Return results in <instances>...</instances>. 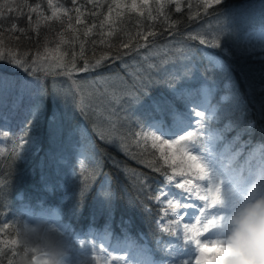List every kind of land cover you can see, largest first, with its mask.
Segmentation results:
<instances>
[{
  "label": "trees",
  "instance_id": "16d2710c",
  "mask_svg": "<svg viewBox=\"0 0 264 264\" xmlns=\"http://www.w3.org/2000/svg\"><path fill=\"white\" fill-rule=\"evenodd\" d=\"M96 2L104 7L95 9L98 15L89 16L86 22L99 25L107 16V32L115 20L116 34L111 42L116 47L109 51L99 43L98 35H92L90 39L96 43L85 45V58L93 64L105 52L108 58L99 67L80 71L84 59L79 56V41L60 43L59 34L69 40L71 30L55 19H44L51 17L53 10L62 13L72 9L71 0H52V8L48 0H0L24 13L18 16L6 12L0 25V55L5 57L0 59V81L9 86L0 90V240H20L25 220L21 205L48 208L60 198L57 169L72 161L71 143L79 137L75 134H80L96 154V162L88 163L69 183L68 198L59 205L69 232L85 233L88 227L100 232L109 225L114 236L121 231L137 241L145 239L153 260L161 262L167 257L165 240L171 234L162 231L167 222L158 226L163 206L155 197L158 187L169 183L167 176L173 171L160 151L151 148V140L147 145L131 143L132 133L149 131L151 109L158 101L172 104L175 110L185 106L171 89L191 75H204L214 81L216 96L228 95L215 115V123L223 125L216 151L226 145L225 156L234 162L256 160L264 151V42L251 38L247 31L264 24V0H221L210 8L205 7V0H148L145 7L143 0H135L137 10L131 9L133 0ZM117 2L119 9L115 7ZM25 3L32 7L39 4L43 17L30 13ZM78 4H85V0H78ZM160 4L166 5L162 15L156 11ZM177 4L180 11H176ZM60 5L63 7L58 8ZM85 8L93 10L92 4H85ZM149 11L155 19L148 17ZM12 23L25 28L31 39L17 40L20 33L9 31ZM73 26L82 27L74 21ZM122 29L132 35L148 30L156 35L148 38L151 44L142 41L144 47L129 51L119 47V42L126 39ZM193 36L197 39L189 38ZM200 38L218 41V45L202 44ZM117 50L122 54L120 59H114ZM10 55L27 64L20 67L11 63ZM73 56L77 70L70 75L64 74V67L45 71L61 57L66 63ZM133 73L149 81L144 93H137L135 99L122 96L116 103L113 94L121 95L122 82L130 84ZM53 78L68 87L66 98L60 97L61 89ZM86 79L100 83L90 86ZM109 79H116L117 87L107 92L104 83ZM35 80L40 82L38 87L33 85ZM60 100L65 110L58 108ZM121 138L129 143L128 153L119 147ZM142 160L154 161L161 171ZM179 179L183 177L173 176L171 184ZM4 224L9 227L5 229Z\"/></svg>",
  "mask_w": 264,
  "mask_h": 264
},
{
  "label": "snow or ice",
  "instance_id": "6c2138e0",
  "mask_svg": "<svg viewBox=\"0 0 264 264\" xmlns=\"http://www.w3.org/2000/svg\"><path fill=\"white\" fill-rule=\"evenodd\" d=\"M148 0H143L142 7L147 5ZM221 0H205V7L210 8L213 3L219 4ZM72 9H64L62 13L57 10H53L51 17H44L45 20L55 19L61 25V27L67 24L68 29L71 30V35L69 40H65L64 34H59L60 43H70L79 41L80 43V58L84 59V65L80 71H86L91 68H96L101 66L102 61L108 58V52H105L99 58L95 59V63H90L87 58H85V45L88 43L95 44L96 41L91 40L92 35H98L100 37L99 43L105 45L109 51L116 45H113L111 42V37L116 34V29L114 27L115 20L112 21V24L109 25V30L105 31V25L108 24V17L105 16L99 23V25L92 23L89 24V16H97L98 13L95 9L103 8L104 5L96 2V0H85V4H92V11L88 12L85 8V4H78V0H71ZM166 5L160 4L156 9L158 15L163 14V9ZM24 7L29 8L30 13H36L37 17H43V13L40 12V5L37 4L35 7L24 4ZM48 7L52 8V0H48ZM62 8L63 6H57ZM115 7L119 9L121 7L120 3H116ZM132 10H137V4L135 0L131 4ZM176 11H180V5H176ZM16 13L18 16H23L24 13L20 11L19 8H12L5 3H0V25H2L5 14ZM69 12H73V15H69ZM108 12H112V5L108 6ZM144 13L141 12L140 15ZM99 15H103L99 13ZM120 15L119 12L116 14ZM62 17H66V20ZM148 17L155 19L152 16L151 11L148 12ZM73 21L75 25H82L81 28L77 29L73 26ZM141 28L143 25L141 24ZM125 32L126 39L119 42V47L128 49L129 51H135L141 47L145 46V43L151 44L152 41H149V37H154L156 34L150 30L148 31H137L135 35H132L127 30L122 29ZM9 31L12 33H20L16 37L17 40L22 37L31 39L28 36V31L25 28H18L16 23L10 25ZM83 37V39L81 38ZM190 39H197V37H189ZM47 37H45V40ZM200 43L207 44L211 43L213 46L218 45V41H208L206 39L200 38ZM3 41L0 40V43ZM121 53L117 50V54L114 56V59H120ZM3 55H0V59H4ZM9 61L20 67H24L27 64V61H22L15 57L9 56ZM35 63V61L33 62ZM70 65L71 67H68ZM52 67H64L66 69L65 75H70L71 72L77 70L76 66V57L66 63L63 61V58L57 60L55 65H49L45 68V71H49ZM153 65H148V68L151 69ZM133 79L130 84L123 83V88L121 95L113 94L112 100L116 103H120L121 97L126 96L129 98H137L139 95L144 93V88L147 87L149 81L145 79L144 76L137 77L136 73L132 74ZM195 116L203 117L202 112H195ZM152 120L149 129L151 131H139L133 132V140L131 143L136 144L137 146L143 142L147 145L148 141L151 140V148L157 149L160 151L161 158L165 163L169 164L172 168L173 175L167 176L169 183L173 182V176H181L183 179L181 182L176 184V187L182 189L185 193L184 198L182 199H168L166 207L162 208L163 215L161 216V225L162 231L168 232L171 235H179L184 244L185 251L187 252L188 248L191 249V254L184 256L180 264H205L206 261L213 258L215 253L209 252L208 249L220 245L222 241L207 239L206 237L202 240L201 237L205 233L215 232L217 227L223 220V215L219 205L221 201V183L218 182L219 173H214L213 170L207 165L204 161L202 155H193V147L196 138L199 136L197 128H193L190 131H184L182 134H179L176 130L167 131L170 124L175 119V109L172 104L166 101H158L155 106L151 109ZM198 128H202L203 125L200 121L195 122ZM167 131V134H165ZM116 132V129H113V133ZM103 136L104 134L101 133ZM111 142V140H109ZM119 147L125 153H128L129 143L124 142V138H121V143ZM135 155V154H132ZM142 163L147 164L148 167L153 168L155 171L159 172L161 169L156 166L154 161L142 160ZM167 175V173H165ZM249 176H257L258 179H264V176H261L255 173L252 170L248 172ZM235 183L244 184L247 182V177L243 168L236 172L233 177ZM161 196H166V194H161ZM161 196L155 197L158 201H161ZM194 221V222H193ZM9 225L4 224V228H8ZM19 235V233H17ZM27 250L25 246L18 243L17 240H0V264H14L15 258L21 253H25ZM31 253V258L36 259L35 249L28 252Z\"/></svg>",
  "mask_w": 264,
  "mask_h": 264
},
{
  "label": "rangeland",
  "instance_id": "374dc122",
  "mask_svg": "<svg viewBox=\"0 0 264 264\" xmlns=\"http://www.w3.org/2000/svg\"><path fill=\"white\" fill-rule=\"evenodd\" d=\"M247 34L251 38L264 42V24L252 27L247 31ZM40 68L43 67L40 66ZM53 81L61 89L60 97L66 98V90L69 91L68 87L62 86L56 78ZM116 81V79L107 80L104 83L107 88L105 91L108 92L116 88ZM33 82V85L38 87L39 80ZM96 82L86 79V84L90 86ZM213 82V80L204 78V75H191L189 78L177 82L175 88L171 90L185 101V106L179 110H175V119L167 131L176 130L179 134H182L184 131L197 128L199 136L192 145L193 155H202L204 161L214 173L227 174L230 176L231 181H234L233 177L235 173L239 172L242 168L247 180H250L252 176H249L248 172L249 170L253 171L251 164L247 167H241L239 162H234L231 158L225 156V152L228 149L226 145L220 147V152L216 151L218 139L223 131V125L219 126L215 123V115L220 107L219 104H222L225 101L223 98H228V95L219 94L216 96V90L212 87ZM3 83L0 81V90H7L9 86H5ZM97 83H100V81ZM192 96L193 98H191ZM64 106L60 100L58 108L65 110ZM195 112H202L204 115L203 117H197L194 114ZM196 121H200L203 127L198 128L195 123ZM151 130L149 129V131ZM167 131L165 134H167ZM78 136L80 137L81 135L75 134V137ZM79 137L71 143L72 161L61 164L57 169L56 190L60 198L50 203L51 206L48 208H34L25 206L24 204L21 205L20 210L24 214L25 219L48 218L56 222L62 232L61 239L64 241L67 252L66 264H180L184 256L191 254V249L189 247L187 252L185 251L183 240L179 235H171L165 240L166 247L164 251L167 257L159 262L153 260L150 247L147 245L145 239L137 241L124 232L121 233V231L114 236L109 225L100 232L91 227H88L85 233L76 232L71 234L69 232V224L61 219L59 205L64 203L65 199L68 198L69 183L77 177V174L84 167L89 165L88 163L96 162V154L93 153V150H91L86 141ZM88 152L92 153L93 156H88ZM257 156L256 160L264 158V151L261 154H257ZM225 167H229L228 172L224 171ZM179 182L181 181L177 183ZM177 183L161 184L158 187L159 190L156 192L158 196H161L162 193L166 194V196H161V201H158L161 206L166 207L167 201L164 200L165 198H184L185 193L182 189L176 187ZM50 196L52 198V193H50ZM57 201L58 203H56ZM158 226H161V221H158ZM215 236V232H209L205 233L201 239L203 240L205 237L213 239ZM208 251L212 252L213 248L210 247Z\"/></svg>",
  "mask_w": 264,
  "mask_h": 264
},
{
  "label": "clouds",
  "instance_id": "9594fccd",
  "mask_svg": "<svg viewBox=\"0 0 264 264\" xmlns=\"http://www.w3.org/2000/svg\"><path fill=\"white\" fill-rule=\"evenodd\" d=\"M239 163L241 167L251 164L255 173L264 176V158ZM228 170L225 167L224 171ZM218 182H222L219 208L223 220L213 239L222 243L213 247L215 255L205 264H264V179L254 175L246 183L237 184L222 173ZM61 236L60 228L51 219H25L18 243L27 251L18 264H66ZM33 249L39 253L35 260L28 255Z\"/></svg>",
  "mask_w": 264,
  "mask_h": 264
}]
</instances>
